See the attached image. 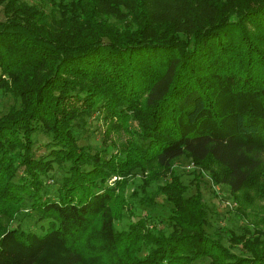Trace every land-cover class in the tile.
Masks as SVG:
<instances>
[{
  "label": "trees",
  "instance_id": "1",
  "mask_svg": "<svg viewBox=\"0 0 264 264\" xmlns=\"http://www.w3.org/2000/svg\"><path fill=\"white\" fill-rule=\"evenodd\" d=\"M0 11V93L12 98L0 264H264V0H0ZM93 118L94 151L78 142ZM182 155L197 167L192 193ZM53 162H68L54 195ZM137 171L141 190L156 185L146 203L160 194L169 207L119 228ZM203 171L228 186L240 232L206 229Z\"/></svg>",
  "mask_w": 264,
  "mask_h": 264
},
{
  "label": "rangeland",
  "instance_id": "2",
  "mask_svg": "<svg viewBox=\"0 0 264 264\" xmlns=\"http://www.w3.org/2000/svg\"><path fill=\"white\" fill-rule=\"evenodd\" d=\"M47 6V5H46ZM2 12L0 11V17H2ZM12 103V98L9 95L0 93V114L3 113L7 107ZM90 119V118H89ZM101 122L95 120L94 118L91 120L90 125L81 129L79 135L78 142L80 144H89L91 149L94 151L97 148L102 147V133H101ZM125 136V134H123ZM49 140V135L45 133H34V150L36 154H46L48 153L49 148L46 147L45 143ZM175 166L181 172L182 179L189 183V190L187 193H192L195 191V179L194 172H191L193 168H197L191 163V160L185 156H180L175 161ZM68 162L57 163L53 162V167L48 171L46 175L43 176L45 181V186L49 190V192L54 195L56 193L57 186L61 183L62 176L67 174ZM141 173L137 171V173L129 180V185L126 190V194L129 195L133 189L137 190V195L131 198V208L133 214L131 216L125 215V217L121 220H117L115 222L116 226L119 228L126 227L127 221L130 219H136L139 215L145 214L148 211L159 214V211H165L166 208L169 207V203H167L160 194L155 195V202L153 204L146 203V197L152 195V191L156 188L155 183H152L145 190H141L139 187V183ZM115 178V176L113 177ZM158 182H163V179H160ZM200 189L202 191L203 200L206 204L207 208V217H208V225L206 229L211 233L214 230H217L219 226H224L226 228H231L237 232L241 230V224L244 222V215L238 213L235 210L236 203L232 199L229 188L225 184H214L206 171H203L201 174V178L198 182ZM142 199L145 201L142 202ZM161 203V204H159ZM256 212V211H254ZM254 212L250 213V216H254ZM35 215H19L17 219L13 221V224H20L21 226L30 227L32 226ZM40 220H36L34 226L39 224ZM47 224L40 225L37 228H34L36 232L42 233L46 229ZM33 226V227H34ZM222 242L226 245L229 244V241L226 237H222ZM239 246L232 248L233 251L238 252ZM208 262V258H201L193 262V264H206Z\"/></svg>",
  "mask_w": 264,
  "mask_h": 264
}]
</instances>
